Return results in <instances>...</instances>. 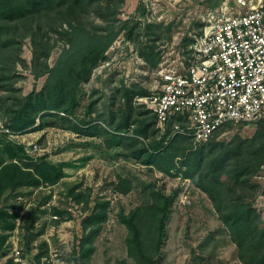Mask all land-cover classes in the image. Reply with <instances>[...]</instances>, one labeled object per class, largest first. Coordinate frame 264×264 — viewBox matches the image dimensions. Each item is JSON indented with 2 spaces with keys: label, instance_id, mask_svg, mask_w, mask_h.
<instances>
[{
  "label": "trees",
  "instance_id": "1",
  "mask_svg": "<svg viewBox=\"0 0 264 264\" xmlns=\"http://www.w3.org/2000/svg\"><path fill=\"white\" fill-rule=\"evenodd\" d=\"M121 5L122 0H0V88L3 92H13L15 77L11 76V71L17 66L28 68L20 58L21 42L26 38L32 47L30 73L35 79L45 77L39 90H32L23 97L0 94V115L10 132L24 135L59 124L79 135L96 136L89 123L82 120L72 123L69 118H75L82 106V85L105 61L107 51L120 35L135 42L139 56L148 65L158 66L159 59L153 53L152 44L164 33L157 32L151 25L141 28V24L132 19L119 20ZM138 15H146L142 6L138 7ZM90 18L97 19L100 25L92 26ZM58 42L65 46L54 64L49 66L47 61ZM145 95V91L124 90L121 98L128 101L132 96ZM97 101L91 99L87 103V116L95 111ZM127 132L120 125L110 131L102 130V135L109 138L107 146L114 148L129 140L131 155L141 165L168 177L189 180L211 202L217 219L228 232L238 262L264 264V224L253 204L261 190L255 177L264 166V120L257 124L249 138L234 135L228 142L216 141L221 130L197 149L192 148L188 139L178 135L166 141L170 134L168 129L148 144L139 141L146 137L140 127L134 136H126ZM65 166L64 163L53 165L44 157L33 160L25 154L23 145L7 141L0 150V201L5 194L14 193L21 187L55 186L64 178ZM112 186L114 192L122 195L131 190L125 180ZM69 194L74 202H84L88 212L80 221L81 235L73 250V264H87L95 252L94 243L107 222L109 201L91 200L89 195L84 198L81 193L74 194L73 190ZM148 198V204L117 215L127 231L126 255L133 264H157L166 236V220L173 200L162 190L153 188L148 192ZM53 213L59 217L63 215L56 208ZM18 214L8 215L0 210V220H16ZM23 221L32 227L34 213L24 217ZM14 227L13 222L6 228L13 230ZM5 241L6 237L1 236L0 257ZM29 244L27 251L31 250ZM47 249L43 242L34 256L36 264H41ZM127 259L117 260L116 264H128Z\"/></svg>",
  "mask_w": 264,
  "mask_h": 264
},
{
  "label": "rangeland",
  "instance_id": "2",
  "mask_svg": "<svg viewBox=\"0 0 264 264\" xmlns=\"http://www.w3.org/2000/svg\"><path fill=\"white\" fill-rule=\"evenodd\" d=\"M235 3L236 0H122L117 17L119 20L132 19L139 22L141 28L151 25L157 32L164 33L161 34L162 38L151 43L159 64L156 68L148 65L139 56L132 40L122 35L115 40L106 53L105 61L93 70L89 81L82 85V106L75 118H69L72 123L76 120L89 123L96 136L79 135L59 124L16 138L0 135V150L7 141L25 148L37 144L40 151L36 159L44 157L53 165H66L64 178L55 186L38 189L21 187L14 193L5 194L0 201V210L8 215L19 213L16 220H0V237H6L0 264H13L14 245L21 249L29 264H36L34 256L43 242L48 252L40 260L41 264H46L51 256L58 259V264H73V250L81 235L80 221L88 212L84 202L73 201L69 194L72 190L74 194L81 193L84 198L89 195L91 200L109 201L107 222L94 243L95 252L87 264H116L117 260L127 259L124 243L127 231L119 223L117 215L121 212L127 214L136 207L148 204V192L152 188L162 190L173 200L157 264H241L236 259L228 232L217 219L205 194L179 176L168 177L141 165L131 155L129 140L114 148L107 146L109 138L102 135V130L110 131L122 125L128 130L126 136L129 137L134 136L140 127L146 133V137L139 139L143 144L159 138L154 116L138 99L157 92L161 84L157 74L160 65L164 68L178 67L180 62L187 59L190 46L208 26L210 19L224 9L236 10ZM139 6L145 9L144 17L138 15ZM89 21L92 26L100 25L97 19L90 18ZM141 42H145L144 38H141ZM63 46L64 43L58 42L53 48L47 61L49 66L54 64ZM31 49L28 38L21 42L20 58L28 68L17 66L12 70L14 91L3 92L0 88V94L12 98L23 97L42 87L45 77L35 79L30 73ZM124 90L145 91L147 95L132 96L127 101L121 98ZM91 99L98 101L95 111L87 116L86 106ZM0 121L6 123L1 115ZM255 129L254 126L243 125L227 127L216 137V141L228 142L234 135L249 138ZM168 131L171 132V127H168ZM170 137L171 134L166 141ZM120 180L130 184L131 190L125 195L113 191L112 184ZM255 181L261 190L253 204L264 224V166ZM184 191L191 202L187 207H179V198ZM53 208L63 212V215L59 217L54 214ZM30 213L35 215L32 227L23 221ZM52 215L59 217L58 224L52 220ZM13 222L14 229L8 230L7 224ZM27 243H30V251H27ZM127 262L133 264L130 259Z\"/></svg>",
  "mask_w": 264,
  "mask_h": 264
},
{
  "label": "built area",
  "instance_id": "3",
  "mask_svg": "<svg viewBox=\"0 0 264 264\" xmlns=\"http://www.w3.org/2000/svg\"><path fill=\"white\" fill-rule=\"evenodd\" d=\"M235 4L236 10L224 9L210 19L178 67L160 65L157 92L138 99L154 116L159 137L171 127V138L185 137L197 149L227 127H256L264 120V1ZM0 134L18 137L2 121ZM39 151L37 144L24 147L33 160ZM190 202L184 191L178 206ZM12 261L29 264L16 245ZM46 264L58 259L51 256Z\"/></svg>",
  "mask_w": 264,
  "mask_h": 264
}]
</instances>
